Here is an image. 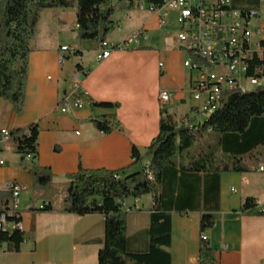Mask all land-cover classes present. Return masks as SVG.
Instances as JSON below:
<instances>
[{
    "label": "crops",
    "instance_id": "1",
    "mask_svg": "<svg viewBox=\"0 0 264 264\" xmlns=\"http://www.w3.org/2000/svg\"><path fill=\"white\" fill-rule=\"evenodd\" d=\"M134 5L142 13L136 23L131 13ZM133 7L116 11L113 19L117 26L107 40L121 43L138 29L146 37L139 45L114 50L100 61L96 59L99 44L92 48L76 38L75 8L40 12L28 55L23 111L15 113L9 101L0 99V128L14 130L36 124L38 131L37 156L25 165L10 141L0 149V209L11 201L6 184H21L16 211L24 235L18 251L0 243V264H97V253L104 244V216L61 211L68 176L78 169L112 171L132 166L125 175L139 171L148 159L133 165L132 148L142 155L157 136L161 109L176 126L205 120L191 109L187 89L193 72L183 66L184 53L167 45L174 31L158 26L156 13L146 2L137 0ZM65 44L76 45L80 54L60 66V46ZM160 62L163 68H159ZM74 64L88 72L82 79L87 97L82 108L62 113L57 103ZM160 90L173 93L164 106L158 100ZM99 102L118 106H96ZM111 114L118 128L103 133L94 127L92 118ZM220 139L224 152L245 154L264 141V117L252 118L242 134L223 133ZM33 165L50 170V189L35 188ZM255 168L208 173L164 166L160 206L171 214L170 264H199V250L204 245L213 252L212 264H264V214L241 211L247 198L264 205V173ZM152 202V196L144 194L122 204L127 210L129 252L148 251ZM47 204L53 206L52 212L38 210ZM205 214L212 217L213 225L204 231L207 241L202 242L200 218Z\"/></svg>",
    "mask_w": 264,
    "mask_h": 264
},
{
    "label": "trees",
    "instance_id": "2",
    "mask_svg": "<svg viewBox=\"0 0 264 264\" xmlns=\"http://www.w3.org/2000/svg\"><path fill=\"white\" fill-rule=\"evenodd\" d=\"M137 0H0V99L11 103L17 114L23 111L27 86L28 55L35 35L40 12L48 8H75L76 38L99 44L114 31L117 22L113 19L116 11L133 7ZM158 5L162 0H144ZM247 6L255 1L244 0ZM77 50L75 55H79ZM79 67V65H77ZM264 74V72H263ZM99 107H117L118 104L99 102ZM205 120L198 125L176 124L165 109L160 110L159 132L152 139L145 152L140 155L132 148L133 165L148 159L146 168L125 175L132 166L119 170L78 169L68 176V184L62 212L76 215L101 214L104 216V244L97 253V264H170L167 248L170 244L171 214L160 206L162 170L169 164L186 172H248L259 165V145L245 154H227L217 163L218 157H200L199 160L185 157L197 135L205 131L218 134L245 132L254 117H264V85L260 88L241 92L226 91L222 94L219 107L207 113ZM94 127L108 133L118 128L114 115L92 118ZM28 130V132L26 131ZM37 125L10 131L9 141L15 152L20 154L21 163L27 164L25 155L35 159L38 153ZM220 139V137L218 138ZM190 157V156H188ZM148 174L152 180H148ZM32 176L35 188L47 190L52 187V174L48 168L33 165ZM144 194L152 196L149 224V248L144 253L126 250L127 210L122 206L129 197L138 198ZM257 203L247 198L241 211L250 214H264L256 209ZM263 208V207H262ZM40 212H52L53 206L44 205ZM9 221L20 220V213L9 216ZM210 215L200 218V231L212 227ZM24 241L22 230L5 231L0 229V243L18 251ZM112 250H116L114 253ZM213 252L205 245L199 250V264H212Z\"/></svg>",
    "mask_w": 264,
    "mask_h": 264
},
{
    "label": "built area",
    "instance_id": "3",
    "mask_svg": "<svg viewBox=\"0 0 264 264\" xmlns=\"http://www.w3.org/2000/svg\"><path fill=\"white\" fill-rule=\"evenodd\" d=\"M251 1H255L254 6H247L244 0H162L158 5L146 2L148 9L156 13L159 27H168L172 22L175 24L174 39L184 53L183 66L193 72L187 92L195 115H205L210 107H219L221 96L226 91L257 89L264 85V0ZM145 37L144 32L138 29L121 43L105 39L98 45L96 59L104 60L114 50L137 46ZM185 43L197 44L206 56L215 57L216 67H207L185 54ZM60 50L62 54L58 63L61 66L76 56L78 48L65 44L60 46ZM77 65L74 64L68 85L58 99L57 108L62 113L82 108L87 97L82 79L88 72ZM159 68H163L161 62ZM172 97L171 91L160 90L158 93L162 106L168 104ZM10 131L0 128V149L9 141ZM31 159V155H25L27 162ZM255 170L264 173V164L257 165ZM147 179L152 180V177L147 176ZM6 189L10 192L11 201L0 209V229L21 230L20 220L9 221L8 217L16 215L23 186L12 181L6 184ZM262 206H256L260 213ZM200 238L202 242L207 241L204 232Z\"/></svg>",
    "mask_w": 264,
    "mask_h": 264
},
{
    "label": "rangeland",
    "instance_id": "4",
    "mask_svg": "<svg viewBox=\"0 0 264 264\" xmlns=\"http://www.w3.org/2000/svg\"><path fill=\"white\" fill-rule=\"evenodd\" d=\"M120 11V10H119ZM132 17H134V21L136 23L137 18H140V14H142L138 9L137 5H134L133 9H131ZM170 30L175 31V24L174 22L171 23V25L168 26ZM172 34V33H171ZM168 41V47L171 48H177V42L174 39V36H171L167 39ZM80 43L83 44H89L92 48L95 47L94 42L92 41H80ZM252 89H248V91H251ZM205 118L208 116L206 113ZM203 118V117H202ZM221 136V134H218L216 132L212 131H205L201 135H197L193 145L189 149L190 157H185V161H188L189 158H193V160H199L200 157L203 159H208L209 156L215 155L219 159H217V163L221 162L224 159V156H227V154H233L231 152H224L221 147V139H218ZM259 154L257 155L258 159L264 164V144L259 145ZM208 157V158H207ZM143 167V166H142Z\"/></svg>",
    "mask_w": 264,
    "mask_h": 264
},
{
    "label": "bare ground",
    "instance_id": "5",
    "mask_svg": "<svg viewBox=\"0 0 264 264\" xmlns=\"http://www.w3.org/2000/svg\"><path fill=\"white\" fill-rule=\"evenodd\" d=\"M184 51L188 56H192L196 59V62H199L200 64L207 65V67H216V58L212 56H206V53L202 51L200 48H198L197 44L194 43H185L184 44ZM254 90V89H252ZM248 89H244L246 92ZM218 107H210L208 112L216 110ZM150 177V175L148 174ZM262 211H264V207L262 208Z\"/></svg>",
    "mask_w": 264,
    "mask_h": 264
},
{
    "label": "water",
    "instance_id": "6",
    "mask_svg": "<svg viewBox=\"0 0 264 264\" xmlns=\"http://www.w3.org/2000/svg\"><path fill=\"white\" fill-rule=\"evenodd\" d=\"M114 253H116L117 251L116 250H112Z\"/></svg>",
    "mask_w": 264,
    "mask_h": 264
}]
</instances>
